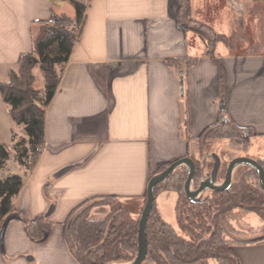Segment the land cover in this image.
I'll list each match as a JSON object with an SVG mask.
<instances>
[{
	"label": "crops",
	"instance_id": "0c3cea01",
	"mask_svg": "<svg viewBox=\"0 0 264 264\" xmlns=\"http://www.w3.org/2000/svg\"><path fill=\"white\" fill-rule=\"evenodd\" d=\"M73 1L87 6L85 24L44 108L39 159L25 176L16 170L24 185L1 233L0 264H79L68 241L73 210L114 196L139 219L151 177L198 160L208 128L231 122L249 142L233 159H264V8L255 0L214 10L204 25L222 37L215 43L187 27L178 0H0V81L22 54L37 56L54 14L76 18ZM191 1L199 14L220 2ZM21 138L29 139L0 95V145ZM39 218L52 225L44 243L27 232ZM234 251L241 264H264V239Z\"/></svg>",
	"mask_w": 264,
	"mask_h": 264
},
{
	"label": "trees",
	"instance_id": "16d2710c",
	"mask_svg": "<svg viewBox=\"0 0 264 264\" xmlns=\"http://www.w3.org/2000/svg\"><path fill=\"white\" fill-rule=\"evenodd\" d=\"M178 1L182 17L191 20L192 1ZM73 3L76 18L54 14L51 22L47 23L44 39L38 44L37 56L22 54L17 64L18 72L10 70L8 79L0 81L2 99L9 106L13 120L24 127L29 138H21L12 146L0 145V171L7 162L14 159V165L23 167L25 176L39 159L45 144L44 108L57 91L64 65L80 39L86 20L87 6L81 2ZM170 63L179 64L174 61ZM187 64L192 66L196 61L189 60ZM37 67L46 82L43 92L34 88L36 78L32 70ZM220 85L222 88V74ZM43 93L45 98L41 106L40 95ZM212 138L239 142L244 149L249 144L245 130L229 121L222 128L205 130L202 141ZM257 161L264 169V159ZM194 162L197 173L192 188H198L200 162ZM170 165L160 168L151 179ZM223 172L225 179L227 168ZM24 176L11 174L10 169L4 174L0 173V238L7 220L15 210V201L23 188ZM187 179V167L180 166L167 180L157 185L156 201L147 224L148 252L143 264H241L234 246L264 239V189L259 173L249 166H241L235 171L232 185L227 191L207 190L194 201L185 193ZM213 179L215 181V177ZM171 191L177 194L176 226L165 220L157 202L161 193ZM104 209L108 211L105 213ZM103 213L102 217L98 216ZM249 214H256L261 225L247 231L239 230L235 226L236 221ZM68 224L71 226L68 238L71 252L79 264H129L137 258L140 218L134 219L114 196L82 203L73 210ZM51 229L52 225L44 218L27 225L29 236L37 243L46 242ZM248 233H260L261 236L249 241L238 238ZM236 234L238 236H234Z\"/></svg>",
	"mask_w": 264,
	"mask_h": 264
},
{
	"label": "rangeland",
	"instance_id": "374dc122",
	"mask_svg": "<svg viewBox=\"0 0 264 264\" xmlns=\"http://www.w3.org/2000/svg\"><path fill=\"white\" fill-rule=\"evenodd\" d=\"M255 1H256V5H255L256 8H258V9L264 8V0H255ZM225 3H226V0H220L219 3H217L216 5L209 6V8L206 9L205 12H201L200 14L192 11L193 20L191 19L189 21H186L187 27L189 29L193 30L195 33H199V35L201 34L205 38H208L209 41L211 40V42L215 43L216 39H221L222 37L221 36L217 37L215 34H213L211 29L208 26L204 25V23L205 22L212 23L213 19L215 18L214 13L216 11H217L216 13H218L220 8H223ZM214 10H216V11L214 12ZM240 35L241 36L247 35L246 37H248L249 39H254L253 33L240 34ZM259 35H261V34H259ZM195 38L192 39V42H194V40H197ZM191 46H194V43H192ZM199 51L200 52H198V53L201 54L202 49H200ZM208 53H210V49L208 50ZM18 69L19 68L17 67L14 71L18 72ZM59 69H60V67H59ZM32 74L36 78V81L34 84L35 90L43 92L45 87H46V82H45V78H44L43 74L41 73V71L39 70L38 67L34 68L32 70ZM44 98H45V95L43 93L40 95L41 103H39V104L41 106H43ZM225 140H228V139H225ZM225 140L212 138V139H208L207 141L204 140L201 142L200 149L202 150V153L199 156L200 158L197 160L200 162L199 163V169H198L199 174H198V179H197L199 183L203 180H207L210 177H215V181L217 184H221L222 182H224L225 179L223 178V173H224L223 170H224V168L228 167L229 163L234 158V154H236L235 150L238 149L239 146H242V144H240L239 142L237 143V142H232V141H226V143H225ZM26 147H28V146H26ZM258 151L261 154H264V143L262 145H259ZM237 152L239 153L240 150L238 149ZM184 167H186V166H184ZM16 170L22 171L23 167H21L19 165H14L12 170H10V173L11 174H17ZM196 189L197 188L194 186L193 190H196ZM176 201H177V194L175 192H172V191L161 193L157 199V202L161 208V211L163 213L165 220L168 223L172 224L173 226H176V220H175L176 219V217H175ZM98 204H100V203H98ZM97 209H98V207H97ZM97 209H96V211H97ZM98 210H100V209H98ZM104 211L106 213L108 210L104 209ZM103 215H104V213L101 215H98V216L102 217ZM260 225H261V221L256 214H249L248 216H246L244 218L238 219L235 223V226L239 230H242V231H247L250 228H257ZM70 229H71V226L69 225V231H70ZM234 236H238V235L236 234ZM260 236H261L260 233H251V234L248 233V234H244L243 236L239 235L238 238H241L244 241H249V240H252V239L260 237Z\"/></svg>",
	"mask_w": 264,
	"mask_h": 264
},
{
	"label": "water",
	"instance_id": "95a60500",
	"mask_svg": "<svg viewBox=\"0 0 264 264\" xmlns=\"http://www.w3.org/2000/svg\"><path fill=\"white\" fill-rule=\"evenodd\" d=\"M221 109L224 110L223 104H221ZM180 166H186L188 169V179L184 189L187 197L192 201L197 200L207 190L227 191L232 185L235 171L241 166H249L255 169L259 173L261 186L264 189V169L257 160L250 157L243 156L233 159L227 167L225 180L221 184H217L214 181L213 177H210L207 180L201 181L199 187L196 190H193L192 188L197 173L194 160L192 158H184L172 163L164 172L157 174L149 182L147 191V201L140 217L139 252L137 258L129 264L144 263L148 252L146 230L149 217L152 213L156 201L155 189L159 183H162L167 180Z\"/></svg>",
	"mask_w": 264,
	"mask_h": 264
},
{
	"label": "built area",
	"instance_id": "2783aa9c",
	"mask_svg": "<svg viewBox=\"0 0 264 264\" xmlns=\"http://www.w3.org/2000/svg\"><path fill=\"white\" fill-rule=\"evenodd\" d=\"M14 163H15L14 159H12L11 161L7 162V163L4 165L3 169L0 171V173L4 174L7 170L10 169V166H11L12 164H14Z\"/></svg>",
	"mask_w": 264,
	"mask_h": 264
}]
</instances>
